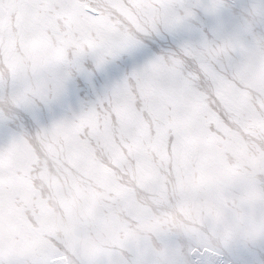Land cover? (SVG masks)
I'll return each mask as SVG.
<instances>
[{"label": "snow or ice", "instance_id": "snow-or-ice-1", "mask_svg": "<svg viewBox=\"0 0 264 264\" xmlns=\"http://www.w3.org/2000/svg\"><path fill=\"white\" fill-rule=\"evenodd\" d=\"M0 264H264V0H0Z\"/></svg>", "mask_w": 264, "mask_h": 264}, {"label": "rangeland", "instance_id": "rangeland-1", "mask_svg": "<svg viewBox=\"0 0 264 264\" xmlns=\"http://www.w3.org/2000/svg\"><path fill=\"white\" fill-rule=\"evenodd\" d=\"M231 3H235L236 5H243L244 3H247V0H230Z\"/></svg>", "mask_w": 264, "mask_h": 264}]
</instances>
